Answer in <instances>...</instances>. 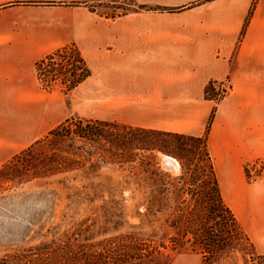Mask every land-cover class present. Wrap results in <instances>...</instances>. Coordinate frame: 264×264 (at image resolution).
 I'll use <instances>...</instances> for the list:
<instances>
[{"label":"crops","instance_id":"1","mask_svg":"<svg viewBox=\"0 0 264 264\" xmlns=\"http://www.w3.org/2000/svg\"><path fill=\"white\" fill-rule=\"evenodd\" d=\"M96 1H0V164L67 119L53 113L35 62L74 41L91 70L78 93L124 125L200 136L214 104L205 89L227 79L210 151L221 187H244L243 160L264 159V0H132L116 17L105 12L113 1ZM237 203L264 254V169Z\"/></svg>","mask_w":264,"mask_h":264},{"label":"rangeland","instance_id":"2","mask_svg":"<svg viewBox=\"0 0 264 264\" xmlns=\"http://www.w3.org/2000/svg\"><path fill=\"white\" fill-rule=\"evenodd\" d=\"M107 1L113 3L106 17L132 9V0L91 5ZM228 82L213 83L205 91L214 104L200 136L107 120L100 116L107 113L104 102L93 109L77 88L65 93L64 85L53 84L47 94L53 113L58 121L68 119L55 135L49 130L0 164V260L24 257L35 247L32 252H63L61 264H96L104 256L106 264H131L135 259L129 255L147 251L167 254L169 264H264V254L255 249L236 213L240 197L250 199L253 183L263 175L264 164H257L263 158L243 160L244 187L231 189L219 182L222 198L248 240L217 205L208 181L209 157L218 178V159L210 151L211 119L231 89ZM70 132L76 135L65 137ZM166 157L176 165H166ZM181 174L184 178L174 181ZM172 185L183 187L181 198L171 193ZM179 214L184 216L180 222ZM173 237L188 242L173 250ZM194 238L201 243H192ZM40 244L45 247L36 248Z\"/></svg>","mask_w":264,"mask_h":264},{"label":"trees","instance_id":"3","mask_svg":"<svg viewBox=\"0 0 264 264\" xmlns=\"http://www.w3.org/2000/svg\"><path fill=\"white\" fill-rule=\"evenodd\" d=\"M35 68H36V74H37V79L39 83L41 84L43 89L49 92L52 91L51 86L57 82L65 86V90H64L65 93L70 92L71 90L75 89L80 83H82L87 77H89L91 74V70L89 69L80 50L73 43L63 45L47 53L44 57H42L41 59L35 62ZM209 88H212L211 83L207 85L205 91H207V89ZM65 120L59 123L58 125H56L55 127H53L49 132L52 135H55V133H58V129L60 130V127H62ZM137 128L148 129L151 131L152 130L160 131L157 129L143 128V127H137ZM73 135H76V133L74 132L71 134L70 132L66 134L65 137L67 136L69 137ZM209 160H210V163L208 164V168L210 169L211 176H209L208 181L213 186V191L217 195L215 198V201L217 202V205L221 209H223L226 213L232 216L231 219L234 218L235 224L240 229V234L242 235V237L244 236L248 240V238L246 237V233L243 230L242 226L236 220L231 209L226 205V203L224 202L222 198L219 181H218V178H216V175L214 172L212 158L209 157ZM95 164L96 163H91L90 166L95 165ZM98 164H100V162H98ZM183 178L184 176L183 174H181V175H178L174 179V181L175 180L180 181ZM172 186L173 188H172L171 193H174L176 198L178 199L181 198L183 187L179 186L176 188L175 185H172ZM161 193L163 192L161 191ZM212 205H213L212 210L214 211L215 210L214 204L212 203ZM182 218H184V216L182 214H179L177 221L180 222ZM211 241H214V240H211ZM187 242L188 241L183 237H181V239L179 237H173L172 249L180 250L184 247V245ZM191 242L197 243V244H199V242L201 243V241L197 242L196 238H194ZM40 245H37L36 248L40 249V247H45V245H41V246ZM213 245L214 244H212L211 246ZM34 248L35 247L29 248L26 251L29 253L25 255L24 257L21 256L16 259L7 257V258L0 260V264H61V259L65 258L63 256L66 255V254H63V252L62 253H60L59 251L49 252L48 250H44V249H42L43 252L41 251L32 252L34 251ZM48 248H52V247L48 246ZM228 249H230V246L228 247ZM205 252L211 254L210 251H205ZM52 254H55V259H58V260H53V257L49 256ZM129 257L135 259L134 263H131V264H169V256L167 254L165 255L160 252L147 251L143 253H132L131 255H129ZM102 258L103 259H101V261H99L100 260L99 258L96 264H106V262L108 261V257L104 256Z\"/></svg>","mask_w":264,"mask_h":264},{"label":"built area","instance_id":"4","mask_svg":"<svg viewBox=\"0 0 264 264\" xmlns=\"http://www.w3.org/2000/svg\"><path fill=\"white\" fill-rule=\"evenodd\" d=\"M228 81L227 80H224V81H218V82H211V86L214 88V85H213V83L214 84H219V83H221V85L223 86L224 84H226ZM229 83V82H228ZM229 85V84H228ZM221 89H224V88H221ZM257 164L258 165H260V164H262V166H263V164H264V160L263 159H259V160H257Z\"/></svg>","mask_w":264,"mask_h":264},{"label":"water","instance_id":"5","mask_svg":"<svg viewBox=\"0 0 264 264\" xmlns=\"http://www.w3.org/2000/svg\"><path fill=\"white\" fill-rule=\"evenodd\" d=\"M164 161H165V164H166V165H168V164H169V165H170V164H171V165H176L175 162H174V160L170 159L169 157H166V158L164 159ZM174 167H175V166H174Z\"/></svg>","mask_w":264,"mask_h":264}]
</instances>
